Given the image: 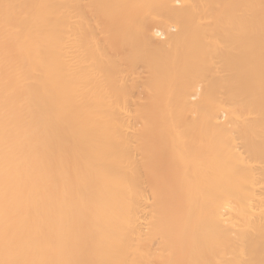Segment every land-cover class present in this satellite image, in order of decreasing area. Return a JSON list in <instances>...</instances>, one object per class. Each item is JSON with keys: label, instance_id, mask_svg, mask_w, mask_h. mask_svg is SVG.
<instances>
[{"label": "bare ground", "instance_id": "6f19581e", "mask_svg": "<svg viewBox=\"0 0 264 264\" xmlns=\"http://www.w3.org/2000/svg\"><path fill=\"white\" fill-rule=\"evenodd\" d=\"M0 264H264V0H0Z\"/></svg>", "mask_w": 264, "mask_h": 264}]
</instances>
